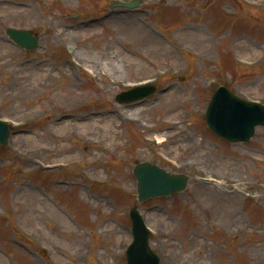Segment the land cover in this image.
I'll return each mask as SVG.
<instances>
[{
    "label": "rangeland",
    "instance_id": "rangeland-1",
    "mask_svg": "<svg viewBox=\"0 0 264 264\" xmlns=\"http://www.w3.org/2000/svg\"><path fill=\"white\" fill-rule=\"evenodd\" d=\"M116 1L129 0H0V119L18 124L0 146V264H126L135 206L159 264H264V128L229 144L204 123L219 86L264 105V0L110 8ZM9 27L37 35V48L15 46ZM108 54L116 82L103 68ZM144 83L157 91L116 102ZM171 112L183 118L182 143L163 129ZM61 113H103L109 120L98 123L115 124L117 139L106 143L109 127L88 137L79 124L50 127ZM42 146L49 150L26 166ZM63 150L67 163L44 168ZM142 162L188 176L187 187L138 203L132 169ZM22 184L38 198L14 197Z\"/></svg>",
    "mask_w": 264,
    "mask_h": 264
},
{
    "label": "water",
    "instance_id": "water-1",
    "mask_svg": "<svg viewBox=\"0 0 264 264\" xmlns=\"http://www.w3.org/2000/svg\"><path fill=\"white\" fill-rule=\"evenodd\" d=\"M139 1L115 3L111 7L133 8ZM8 36L21 47L31 50L37 45V37L31 32L9 28ZM155 88L145 87L121 93L116 97L119 103H127L143 99L153 93ZM208 128L219 137L229 142H247L256 126L264 127V107L248 103L234 97L225 89L217 91L210 102L205 115ZM9 130L0 123V144L6 145ZM137 182V201L143 202L157 196H167L182 191L187 177L172 175L148 163H141L133 168ZM130 218L137 241L127 251L128 264H158V259L147 247V235L141 229V221L137 208L130 211ZM144 233V235H143Z\"/></svg>",
    "mask_w": 264,
    "mask_h": 264
},
{
    "label": "bare ground",
    "instance_id": "bare-ground-1",
    "mask_svg": "<svg viewBox=\"0 0 264 264\" xmlns=\"http://www.w3.org/2000/svg\"><path fill=\"white\" fill-rule=\"evenodd\" d=\"M132 25H133V29L135 32L143 33V31H145V26L142 23H135V24L133 23ZM199 37H201V39H202V36H199ZM109 45L110 44H107L106 47H108ZM235 47H236V45H235ZM80 57L83 58L82 55ZM85 58H87V57H85ZM113 58H114L113 55L108 54L107 55L108 61L105 63L102 62V64H105V66H103L102 64L101 65L103 66V68L106 67V69L104 68L105 74L110 77L112 82H116L114 74H116L117 71H116V67H114L112 62H111L113 60ZM3 64H4V66L9 65V63H6V62H4ZM41 68H43V67H41ZM89 68L90 67H88V69ZM18 74L20 75V73H18ZM19 75H18V78L21 79V77H19ZM168 91L169 90H167L164 93V97L166 99H168L170 97L169 93H167ZM173 109H175V108H173ZM138 112H139V110H138ZM171 115H176L177 117H172V116L168 117L167 118L168 121H164V123H163V126H164L163 129L167 133L176 134L177 137L183 135L182 138L179 140V143H182L183 140L186 139L185 134L187 135L186 130L184 129V126H183V118H182V116H179V113L171 112ZM130 117L137 118V116L136 115L133 116V114L130 115ZM108 118L109 117H104L103 113L91 114L89 118L86 116H77V115H71V114H67V113H61L58 115H54L51 118V120L49 121V124H50V127L62 128V129H68L70 127H73L74 124L82 125L81 131L83 132V135H81V136H83V137H88V136H86L87 134H89L90 132H94L96 130L97 131H108V127H109V131L111 129H113L114 131L109 132V135L107 134L108 138H104L106 143H108L109 139L112 136L114 137V139H117L116 133H115V132H117V128L115 127V124H108V127H107L103 123H98L100 121V119L109 120ZM159 135L160 134L157 135L156 140H157L158 144H162L164 142V138H162L161 135L160 136ZM57 139L59 140L60 138L58 137ZM43 141L45 142L46 140H43ZM89 142H90V140H89ZM186 147H190V146H186ZM48 150H49L48 146H46V147L42 146V147H39L38 149L36 148L33 152H28L27 155L25 156L24 164L26 166H29V165L36 163L37 160H39L41 153H45ZM206 151H208V150L206 149ZM56 154L59 158L62 157V159L57 160V161H53V163L49 162L48 163L49 165H53V164L56 165L58 163L64 164L63 162H65V163L68 162V160L64 159V157H67V155H64V150L62 152H57ZM185 165H187V164H185ZM87 167L90 169H94V167H92L89 163H87ZM211 174H212V176L218 178L217 174H215V173H211ZM221 175H224V173H222ZM223 177H226V176H223ZM218 179L224 181L223 178H218ZM225 182L226 181H224V186L227 188L229 186L232 187L233 184L235 186H237V182L236 183L232 182L233 184H229V185ZM244 182H245V180H244ZM23 193H25L24 195H26L27 198H38L37 195L35 194L34 190L26 189L25 186H23V184L20 185L16 189V193H15L14 197L23 195ZM235 193H237V192H235ZM1 264H2V262H1Z\"/></svg>",
    "mask_w": 264,
    "mask_h": 264
}]
</instances>
